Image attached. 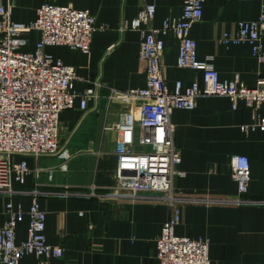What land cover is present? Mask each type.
Wrapping results in <instances>:
<instances>
[{
  "label": "crops",
  "instance_id": "1",
  "mask_svg": "<svg viewBox=\"0 0 264 264\" xmlns=\"http://www.w3.org/2000/svg\"><path fill=\"white\" fill-rule=\"evenodd\" d=\"M50 3L89 10L96 19L91 49L85 53L67 46H50L46 52L72 66L76 73L73 90L83 92L91 82H98L96 97L82 110L77 101L72 109L60 113L58 154L26 159L30 168L25 182L14 180L17 189H41L76 193L39 198L46 213V241L61 245V258L45 260L35 254L24 256L20 264H160L157 239L171 216L165 203L128 201L122 198L98 199L79 193L93 188L116 189L118 126L126 113L136 110L140 99H128L125 92L145 87L147 74L140 60L141 32L126 28L147 3L156 5L153 21L164 20L181 12L183 0H11L12 18L30 23L42 4ZM0 0V6H7ZM264 10V0H205L203 17L193 25L198 58L213 57L222 81L238 78L255 88L264 75V60L253 54L248 43L225 42L224 35H235L239 22L257 20ZM39 33L31 32L27 50L35 49ZM165 52L162 65L170 90L178 80L188 88L193 82L203 86L199 70L179 68V44L173 37H163ZM257 113L264 116V103ZM171 120L176 126L174 142L181 150L178 169L184 176L175 179L181 193L234 197L238 184L232 175L231 161L245 155L251 163L250 198H264V126L251 128L254 111L240 100L236 108L229 97L201 96L192 110L176 108ZM143 149L142 147H138ZM30 196L16 195L15 209L28 211ZM6 200L0 197V226L6 221ZM29 233V217L18 223L17 243ZM179 236L208 239L212 264H264V205H200L183 208V218L176 228Z\"/></svg>",
  "mask_w": 264,
  "mask_h": 264
},
{
  "label": "built area",
  "instance_id": "2",
  "mask_svg": "<svg viewBox=\"0 0 264 264\" xmlns=\"http://www.w3.org/2000/svg\"><path fill=\"white\" fill-rule=\"evenodd\" d=\"M0 6V197L6 200L5 223L0 226V264H20L29 254L49 260L61 258L65 249L46 241V213L41 208L42 196L75 195L71 192L17 189L14 180L25 182L30 172L28 162L16 160L17 155L43 156L58 154L60 146V113L72 109L79 101L87 110L96 97L98 82H91L83 92L73 90L76 73L72 66L46 52L50 46H67L72 50L89 52L96 27L94 15L87 9L45 3L30 23L12 18L11 0ZM205 0H183L181 12L167 17L161 26L153 24L156 5L147 3L139 10L131 25L142 35L140 60L145 64L147 85L125 92L128 99H140L141 105L126 113L118 126L116 144L117 185L124 194H112L109 189L93 188L79 193L98 199L122 198L128 201L165 203L171 216L164 223L157 239L160 264H212L208 239L179 236L176 228L183 218V208L202 205H264V198L248 196L252 171L245 155L232 157V175L238 184V194L210 196L181 193L175 179L184 176L178 169L181 150L174 142L176 126L171 117L176 108L192 110L201 96H225L237 107L240 100L254 111L251 128L264 126V116L257 111L264 103V75L255 88H249L238 78L222 81L213 57L198 58L197 44L191 36L192 27L203 17ZM40 35L34 50L26 49L31 32ZM163 37H173L179 44L177 66L203 73V86L193 82L188 88L178 80L175 88L167 86L162 57ZM225 42L248 43L253 54L264 60V10L257 20L239 22L235 35H224ZM142 147L143 149H139ZM16 195L30 196L28 211L15 209ZM29 217V233L17 243L16 228ZM42 264H46L43 261Z\"/></svg>",
  "mask_w": 264,
  "mask_h": 264
}]
</instances>
